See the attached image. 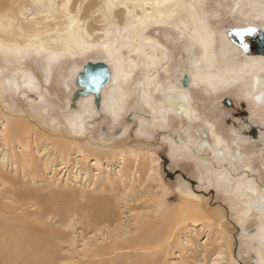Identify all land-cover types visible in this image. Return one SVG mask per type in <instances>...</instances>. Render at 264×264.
<instances>
[{
	"label": "rangeland",
	"instance_id": "374dc122",
	"mask_svg": "<svg viewBox=\"0 0 264 264\" xmlns=\"http://www.w3.org/2000/svg\"><path fill=\"white\" fill-rule=\"evenodd\" d=\"M13 1L22 19L38 7L31 0ZM199 1L197 11L213 31L218 56L219 47L229 44L227 55L221 51V57L239 60H234L237 69L246 62L245 55H262L242 52L239 30H262L264 0L257 7L249 0ZM109 11L105 10V33L110 43L121 24L114 16L117 9ZM94 14L86 13V21L91 22ZM180 19L177 24H153L146 29L166 49L156 79L166 87L174 83L176 89L186 86L182 82L188 76L182 73H189L191 57H200L196 46L190 48L185 30L179 28ZM103 32L93 39L104 37ZM246 41L254 43L253 38ZM98 55L94 50L59 56L46 71L43 53L29 52L15 60L0 51V107L29 127L25 140L21 135L4 139V118L0 117V264H264L255 255V246L262 242L256 215L239 221L245 214H240L235 190L218 182L224 173L243 183L251 180L257 193L264 192V111L260 109L264 101L253 105L240 82L215 91L204 85L186 87L191 118L169 110L150 115V108L138 97L140 88L126 97L118 115L107 98L101 107L106 111H94L98 108L90 98V110L84 112V97L75 100L76 107L68 108L67 97L77 87L70 76L72 66L98 57L103 60ZM141 71L143 67L137 68L123 85L132 88ZM23 73L33 76L34 88L22 84L15 88L9 83L10 76ZM152 88L155 109L164 92ZM69 113H80L77 126L69 124ZM209 124L228 143V150L213 146V154L210 145L201 147V140L210 144ZM251 126L255 137L246 134ZM51 136L74 142L67 156L58 151L61 139ZM121 150L140 155L121 159ZM148 152L157 158L156 164H150V157L141 158ZM183 203L197 213L186 216L167 240L161 239L164 210ZM203 215L212 220L206 221Z\"/></svg>",
	"mask_w": 264,
	"mask_h": 264
},
{
	"label": "bare ground",
	"instance_id": "6f19581e",
	"mask_svg": "<svg viewBox=\"0 0 264 264\" xmlns=\"http://www.w3.org/2000/svg\"><path fill=\"white\" fill-rule=\"evenodd\" d=\"M31 1L38 4V7H35L34 13L29 15V17H25L24 19H22L19 17V14H21V12L17 10V7L16 5H14L15 2L13 0H0V51L5 57L10 56L11 58H15V60H19L21 57H23V54L29 52H37L41 54L43 53L45 56V65H43V68L47 71V69L50 70L51 61L56 60L59 56L85 55L88 52L96 50L99 55H103V60H98V55V59L94 62L87 61L79 67L73 65L70 72L73 83L76 85L75 77L80 71H82L83 65H86L88 62H104L105 64H107L111 72L110 81H108L100 90V100L98 105L94 103V96L92 93L81 94L76 96L75 98H72L73 93L76 90L81 89L80 86L76 85L77 87L71 93V96L67 97L68 108L75 106V100L84 97L83 102L85 104L81 103L82 110L84 112H88L90 110L89 104L87 103L90 102L91 98L92 103L95 104L92 105L96 109L98 108L94 111L99 112L101 107L103 108V106H105L104 103L109 100L112 104V109H114V115H118L119 111L123 108L126 97L129 96L132 92H137V88H140L138 97H140L141 101H143L146 106L150 108H147L148 110H150V115H152L153 112L157 113L159 116L160 114L165 113L167 110H169L175 113H179L185 117L191 118L193 111H191V108L189 107L190 105L186 101L188 96V89L191 86L204 85L205 87L208 86L215 91L219 86H230L231 84H238L240 82L243 87L241 89L248 97L251 98V103L253 105H255L256 102L262 100L264 101V55H249V57L248 55L247 57L245 55V58L247 59L243 61L246 62L242 63L241 65L239 64L240 66H238V70L234 66H237V63L235 64L234 61L237 59H225L224 57H221L222 53L224 56L227 55V50L230 48L228 43V45H223L222 48L219 47L220 56H218L215 52L216 47L213 45L215 41L213 37V31L207 25V22H204V20L201 18V14H199L197 11L195 3L198 4V2H200L199 0H101L102 2L100 0ZM82 1H84L83 5L81 3ZM260 2L262 1L258 0L254 2L249 0V3L255 6ZM239 3L240 1H236V7H239ZM30 9L31 8H29L28 11H31ZM111 9H117L114 16L118 18L121 26L118 25L119 23L117 24L120 27L115 28V32L117 29L118 33L117 35H113V39H111V41H113L109 43L108 34H106L107 32L105 33V27L107 25L105 10L111 11ZM183 11H185V15H182ZM262 11V13H264V7ZM24 12H22V14ZM86 13H95L94 17L91 19V22L86 21ZM109 14L110 13H108L107 15L109 16ZM179 19L180 21L178 26L181 30H185L186 33H184L188 36L190 48L193 49L196 46L195 48H198L200 57H191V60L187 65L189 73H182L187 74L188 82L186 84H183L186 86H180V89H176L173 87L176 86L174 83V85H167L166 87L163 83L162 84L164 86L161 85L159 81H157V68L163 61L164 57H166V54L164 52V50L166 49H164L163 44H161L158 39L149 36V34L146 33V29H148V27L153 24H177V20ZM95 24H98L99 26L95 27ZM180 24H182V26H180ZM102 30L105 34L104 37L101 36L100 39L98 38L97 40H94V35L102 32ZM262 30L264 32V27L262 28ZM222 42L224 44V41ZM187 48L188 51H191L189 47ZM130 53H133L134 57H132L133 55L131 56ZM237 61L240 62L239 60ZM218 64L219 66H217ZM221 65H223V67ZM139 67H143V72L141 71L142 74L140 78L133 83L132 88H129V85L127 86L126 84L125 87L123 84L129 78H131L132 74ZM47 74L48 72L44 76L45 80H47ZM247 75H250L251 79ZM180 80L181 79H179L178 81L180 82ZM9 83L13 84L15 88H19L20 84L26 85L28 86V88H34L35 86L33 76L30 74L27 75L25 73L19 76H10ZM107 86L110 88L109 91L106 90ZM64 87L65 89L69 90V85L65 84ZM151 88L157 91L164 92V97L161 96L162 99L160 98L161 100H159L160 105H158L155 109L153 106L155 102L152 103V95L150 93ZM106 92H109L108 97L105 96ZM173 92H176V95ZM260 109L264 111V104L260 106ZM42 110L44 111V108H41L39 111L42 112ZM69 114L71 115L70 119H68L69 124L77 126L79 123L77 119L81 118L80 113ZM86 114L87 113H85V115ZM2 115L4 118L1 123L3 138L7 139L9 136L18 138V136L21 135L23 136V140H25V138H27L25 134L27 133L29 127L23 124L21 118H14L13 114L8 113L5 109H2L0 107L1 118ZM146 117H148V115ZM83 118L82 121H84ZM207 133H209L208 135L211 142L210 152H213V154H215L214 149L221 145L223 148L228 150V143H226L223 139H221V137L217 135L210 124L207 128ZM51 137H53L54 139H61L59 140L61 142H57L59 144L58 148L60 149L58 151H60V154L62 156H67L74 142L60 136ZM65 139H67L68 141H66ZM200 143L201 147L203 148L209 147V145L204 141H201ZM213 146H215L214 149ZM119 153H121L119 154L121 156V159L126 158L127 156L140 155V152H136L135 150H131V152H124L121 150ZM151 154L152 153L150 152L141 154V158L145 159L146 157H150L149 162L150 164L154 165L157 162V158H151ZM220 154H222V151L220 152ZM206 155L209 156V154ZM237 157L243 158V156L241 155H238ZM221 175L222 179L218 182H220V184L223 186L227 185V187L235 190V197L238 201L237 203H239L238 206L240 207L238 208L241 211L240 214H245V216L241 215L240 217H238V220L243 222L253 213L256 215L257 236L262 240V242L258 241V244L255 246V255L260 261H263L264 192L262 194L257 193V188L251 180L249 182L243 183L237 179H230V177H227L224 173ZM211 181H214V179L211 178ZM239 198L241 199V201L238 200ZM194 212L197 213L194 209L191 208L190 204L188 203H183L181 205L179 204L174 208L168 206L162 214V221L164 222L159 227L162 228V231L159 232V234L161 233L159 237L161 239L171 237V233L174 232V229L178 228L179 225L187 220L188 215L194 214ZM203 218H205L206 221L212 220L210 219V217L204 215ZM158 229H156V232L158 231ZM157 237L158 236H156V240L162 241L160 240V238L157 239ZM147 243L148 242L145 241L146 245ZM149 243H151V241ZM141 247L143 249L144 246L142 245Z\"/></svg>",
	"mask_w": 264,
	"mask_h": 264
},
{
	"label": "water",
	"instance_id": "95a60500",
	"mask_svg": "<svg viewBox=\"0 0 264 264\" xmlns=\"http://www.w3.org/2000/svg\"><path fill=\"white\" fill-rule=\"evenodd\" d=\"M245 30L251 32L256 35L260 41H258V45H262L264 43V32L260 28L256 27H248ZM184 76L183 84L187 83V77ZM111 72L104 62L97 61L95 63L88 62L83 66L82 71H80L75 77L76 85L80 86L81 89L76 90L72 98H75L78 95L92 93L94 96V103L98 105L100 100V90L102 87L110 81Z\"/></svg>",
	"mask_w": 264,
	"mask_h": 264
},
{
	"label": "flooded vegetation",
	"instance_id": "af4514ba",
	"mask_svg": "<svg viewBox=\"0 0 264 264\" xmlns=\"http://www.w3.org/2000/svg\"><path fill=\"white\" fill-rule=\"evenodd\" d=\"M239 33L241 34V37L239 39V42L241 43V48L243 51L245 52H248V51H252V52H258L262 55H264V43L262 45H258V41H260L258 38H256V35L252 34L251 32L241 28V30H239ZM249 37V38H248ZM254 40V43L252 44H249L248 41L246 40H249V39H252ZM230 101H227L225 103L229 104ZM242 132L241 130L239 131V133ZM246 134H249L251 135L252 137H255L257 132L255 130V128L253 126L250 127V130L246 132ZM201 141H204L205 143H207L208 145H211V142L210 144L205 141V140H201ZM200 144V143H199Z\"/></svg>",
	"mask_w": 264,
	"mask_h": 264
}]
</instances>
